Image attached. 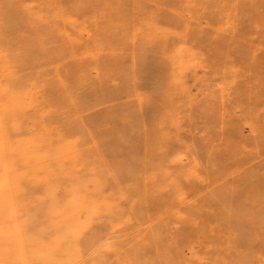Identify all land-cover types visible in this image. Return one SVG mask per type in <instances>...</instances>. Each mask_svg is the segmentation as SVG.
<instances>
[{
    "label": "rangeland",
    "instance_id": "1",
    "mask_svg": "<svg viewBox=\"0 0 264 264\" xmlns=\"http://www.w3.org/2000/svg\"><path fill=\"white\" fill-rule=\"evenodd\" d=\"M0 90L16 219L40 232L70 183L91 198L65 264H264V0H0ZM28 245L0 264H58Z\"/></svg>",
    "mask_w": 264,
    "mask_h": 264
},
{
    "label": "bare ground",
    "instance_id": "2",
    "mask_svg": "<svg viewBox=\"0 0 264 264\" xmlns=\"http://www.w3.org/2000/svg\"><path fill=\"white\" fill-rule=\"evenodd\" d=\"M128 11V10H127ZM39 13V12H38ZM244 19V18H243ZM24 26V25H23ZM32 31V30H31ZM34 37V36H33ZM23 40V39H22ZM102 41V40H101ZM99 43V42H98ZM125 43V41H124ZM92 44V43H91ZM103 45V44H102ZM105 45V44H104ZM110 45V44H109ZM111 46V45H110ZM74 48V47H73ZM91 53V52H90ZM114 53V52H113ZM57 58V57H56ZM112 59V58H111ZM40 62V61H39ZM122 64V63H121ZM84 67V66H83ZM55 68V67H54ZM115 68V67H114ZM63 69V68H61ZM36 71V70H35ZM95 71V70H94ZM50 74V73H49ZM8 76V75H7ZM65 77V76H64ZM79 77V76H78ZM3 78V77H2ZM131 80V79H130ZM30 81V80H29ZM56 81V80H55ZM85 81V80H84ZM38 82V81H36ZM64 82V81H62ZM37 86V85H36ZM79 87V86H78ZM38 88V87H37ZM40 88V87H39ZM101 88V87H100ZM1 91V90H0ZM34 91V90H33ZM39 91V90H38ZM97 91V90H96ZM74 92V91H73ZM109 92V91H108ZM31 96V95H30ZM77 98V97H76ZM0 102H3V101H0ZM42 102V101H41ZM51 102V101H50ZM78 102V101H77ZM2 103H0V106H1ZM72 104V103H71ZM4 106V105H2ZM1 106V108H2ZM7 106V104H6ZM55 106V105H54ZM9 107V106H8ZM18 107V106H17ZM52 107V106H51ZM13 108V107H12ZM10 107V110L12 109ZM28 108V107H27ZM15 109V108H14ZM12 109V110H14ZM36 109V108H35ZM56 109V108H55ZM164 109V108H163ZM3 110V109H1ZM20 110V109H19ZM13 112V111H12ZM37 112V111H36ZM15 113V111L13 112V114ZM18 113H21V112H18ZM44 113V112H43ZM1 114V113H0ZM16 114V113H15ZM3 116V115H2ZM23 116V115H22ZM9 117V116H8ZM24 117V116H23ZM28 119V118H26ZM17 120V119H16ZM21 120V118H20ZM1 121V120H0ZM18 121V120H17ZM63 121V120H62ZM1 122H4V118ZM0 122V123H1ZM46 121H44L45 123ZM154 122V121H153ZM12 123V122H10ZM2 124V123H1ZM23 125H25L23 123ZM47 125V124H46ZM11 126V125H10ZM17 126V125H15ZM12 127V126H11ZM22 127V126H20ZM24 127V126H23ZM2 129L6 130L5 128L1 127ZM182 128V127H181ZM1 129V130H2ZM14 129V128H13ZM17 129V128H15ZM25 129V128H24ZM35 129V128H34ZM3 130V131H4ZM22 131V130H21ZM15 132V131H14ZM65 133V132H64ZM4 135L6 133H3ZM8 134V133H7ZM11 134V133H9ZM15 134V133H14ZM2 135V134H0ZM12 135V134H11ZM40 135V134H39ZM58 136V135H57ZM44 138V137H43ZM58 138V137H57ZM63 138V137H62ZM76 138V137H75ZM36 140V139H35ZM46 141V140H45ZM57 141V140H56ZM31 142V141H30ZM92 142V141H91ZM47 143V142H46ZM69 144V143H68ZM39 145V144H38ZM226 145V144H225ZM30 146V145H29ZM28 146V147H29ZM33 146V145H31ZM223 146V145H222ZM234 147V146H233ZM6 147L2 148L1 150L5 149ZM8 148V147H7ZM16 148V147H15ZM35 148V147H34ZM54 148V147H53ZM52 148V149H53ZM62 148V146L60 147ZM7 150V149H6ZM24 150V149H23ZM22 150V151H23ZM21 151V150H20ZM35 151V150H34ZM182 151V150H181ZM3 152V151H2ZM8 152V151H7ZM44 152V151H43ZM210 152V151H209ZM24 153L27 154V151ZM72 153V152H71ZM19 154V153H18ZM74 154V153H73ZM183 154V153H182ZM242 154V153H241ZM1 155V153H0ZM6 155H9V154H6ZM62 155V154H61ZM5 156V155H4ZM20 156V154L18 155ZM2 157V155L0 156V158ZM8 157V156H7ZM13 157V156H11ZM37 157V156H35ZM43 157V156H42ZM10 158V157H9ZM18 158V157H17ZM6 159V158H5ZM8 159V158H7ZM19 159V158H18ZM15 158V160H18ZM25 159V158H24ZM23 159V160H24ZM28 159V158H27ZM26 159L27 163H28V160ZM225 159V158H224ZM233 159V158H232ZM22 160V159H21ZM20 160V161H21ZM2 161V160H1ZM8 161V160H7ZM29 161H30V158H29ZM36 161V159H35ZM40 161V160H39ZM38 161V162H39ZM18 162V161H17ZM37 162V161H36ZM224 162V161H223ZM24 163L21 162V164ZM26 163V164H27ZM33 163V162H32ZM228 163V162H227ZM39 164V163H37ZM36 164V166H38ZM27 165H30L29 163ZM73 165V164H71ZM222 165V164H221ZM68 166H70L68 164ZM219 166V165H218ZM26 168V166H24ZM23 167V168H24ZM77 167V166H76ZM0 168L2 169V174H0V202H3L5 201L6 202V208H5V212L6 214H8V216L10 218H12V227L10 228V226L7 224L5 225L7 222L6 221H3L5 222V224H0V242L3 243V242H6L4 244H0V251L2 249H5V248H8V247H12V246H17L18 248V258L23 260L24 263L26 262L27 258H28V250H27V247L30 246L28 245V241H32L34 240V244H39L40 245V248L44 249L45 247H50L51 249L54 248L55 249V260L54 261H57L58 264H65V263H68L70 262L71 260L74 259V257H79L77 254L78 251L83 248L86 243H88V241L92 240L95 236H97V233H95L93 231V226L90 225V215L89 213L87 212L88 211V207H89V203H91L89 200L90 199H87V195L84 191V185L83 182H80L79 184L78 183H73L69 185V191L70 192V196L66 197L64 199H58L56 197H52V196H49L48 198L51 200H47V206H46V211L47 213L45 214V216H41L40 217V232H37L39 233L38 236L36 235L37 233L35 231H33V233H30L29 231V227H31V223L29 224V227H27L26 223L23 222V223H20L16 217H15V211H16V207L20 204V202H18V200H15L13 197V189H12V186L14 185L13 183H17L18 186L20 185V183L22 182L21 179H14L15 175L17 174L15 172L14 173H11V170H12V166L10 164H5V165H2L0 166ZM23 168L21 170H23ZM30 168V167H29ZM61 168V167H59ZM4 169L6 172H4ZM39 168H37L38 170ZM76 169V168H75ZM14 170H15V167H14ZM20 170V171H21ZM29 170V169H28ZM61 170V169H60ZM70 170V169H69ZM80 170V169H78ZM225 170V169H224ZM63 171V169H62ZM68 171V170H67ZM38 172L41 173V171L38 170ZM64 172V171H63ZM71 172V171H70ZM20 173V172H19ZM25 173V172H24ZM65 173V172H64ZM66 175L65 176H70V175H67L68 173H65ZM70 174V173H69ZM21 175V173L19 174V176ZM23 175V174H22ZM28 175V173H27ZM35 176L36 178V174H32V176ZM72 176V175H71ZM23 177V176H22ZM21 177V178H22ZM66 178V177H65ZM26 179V178H25ZM31 179H34L33 177ZM68 179H70L68 177ZM207 180V179H206ZM40 180H34V181H31L30 183H28L27 187H26V191L29 190L30 193H34V192H38V194L42 195V193L46 194L48 189H46V192L43 190V186L41 183H39ZM72 181V180H71ZM27 182V181H26ZM34 182H38L39 185L41 184L40 187H38L39 185H35ZM79 182V180H78ZM264 182V181H263ZM82 183V184H81ZM97 183V182H96ZM244 183V182H243ZM13 184V185H11ZM16 187V186H15ZM259 187V186H258ZM256 189V188H255ZM35 190V191H34ZM194 190V189H193ZM4 192L5 196H2L1 195V192ZM24 190V193L26 192ZM33 191V192H31ZM50 195H52L53 193L52 192H49ZM104 194H107V193H104ZM16 195V194H15ZM109 197V196H108ZM104 198V197H103ZM111 198V197H109ZM248 200V199H247ZM117 202V200H116ZM196 202V201H195ZM232 202V201H231ZM237 202V201H236ZM114 203V202H113ZM112 201H111V204L113 205ZM193 203V202H192ZM239 203V202H238ZM250 203V202H249ZM257 203V202H256ZM116 204V203H115ZM264 204V203H263ZM111 205V206H112ZM249 205V204H248ZM21 206V205H19ZM234 207V206H233ZM242 207V206H241ZM248 207V206H247ZM255 207V206H254ZM244 208V207H243ZM250 208V207H248ZM3 210V209H2ZM2 210L0 208V215H2ZM42 211V210H41ZM40 211V212H41ZM254 211V210H253ZM39 211H37V213H40ZM245 212V211H244ZM257 212V211H256ZM42 214V213H41ZM239 215V214H238ZM252 216V215H251ZM259 216V215H258ZM120 217V216H119ZM188 217V216H187ZM1 218V217H0ZM28 218V217H27ZM109 218V217H108ZM241 218V216H240ZM29 219V218H28ZM114 219V218H112ZM120 219V218H119ZM30 220V219H29ZM28 220V221H29ZM236 220V219H235ZM27 221V222H28ZM108 223L109 221L106 220ZM111 221V219H110ZM210 221V220H209ZM112 222V221H111ZM35 223V222H34ZM255 223V222H254ZM36 224V223H35ZM104 224V223H103ZM115 225V223H113ZM112 224V226H113ZM153 224V223H152ZM4 225V226H3ZM105 225V224H104ZM107 225V224H106ZM103 226V225H102ZM111 226V227H112ZM179 226V225H178ZM108 227V225H107ZM106 227V228H107ZM111 227L109 229H111ZM100 228H103V227H100ZM121 228H124V227H121ZM148 228V227H147ZM104 229V228H103ZM118 229V228H117ZM120 229V228H119ZM126 228L122 229L123 230V234L122 236L124 235V232L127 230H125ZM134 229V228H133ZM106 230V229H105ZM121 230V231H122ZM125 230V231H124ZM169 230V229H168ZM197 230V229H196ZM118 231V230H117ZM107 232V230H106ZM109 232V231H108ZM114 232V231H113ZM195 232V231H194ZM240 232V231H239ZM114 233H118V232H114ZM120 233V231H119ZM118 233L119 237L121 236L120 234ZM126 233V232H125ZM163 233V232H162ZM106 234V233H105ZM111 234V233H110ZM129 234V233H128ZM143 234V233H142ZM198 234V233H197ZM217 234V233H216ZM13 235V237H12ZM109 235V234H108ZM116 235V234H115ZM224 235V234H223ZM117 236V235H116ZM107 237V236H105ZM104 237V238H105ZM109 237V236H108ZM107 237V238H108ZM228 237V236H227ZM106 238V239H107ZM196 238V237H195ZM210 238V237H209ZM102 239V238H101ZM123 239V238H122ZM130 240V239H129ZM112 241V240H111ZM119 241H123V240H119ZM127 241V240H126ZM208 241V240H207ZM211 241V240H209ZM234 241V240H233ZM13 242L15 243V245L13 244ZM93 242V241H92ZM107 242V241H106ZM105 242V244H106ZM166 242V241H165ZM218 242V241H217ZM99 245H101L102 242H98ZM128 243V242H127ZM119 244V243H118ZM117 244V245H118ZM122 244V242H121ZM125 244V243H123ZM134 244V242H133ZM137 244V243H136ZM227 244V243H226ZM98 245V244H97ZM116 245V244H115ZM116 245V246H117ZM126 245V244H125ZM128 245V244H127ZM126 245V246H127ZM102 246V245H101ZM120 246V245H119ZM125 246V247H126ZM139 246V245H138ZM33 247V246H32ZM36 247V246H35ZM37 248V247H36ZM123 248V247H122ZM122 248L120 251H122ZM128 249H130L128 246H127ZM243 248V247H242ZM263 248V247H261ZM31 249V248H29ZM33 249V248H32ZM53 249V250H54ZM115 249V248H114ZM113 249V251H114ZM119 249V248H118ZM125 249V248H124ZM11 250V249H10ZM37 250V249H36ZM95 250V249H94ZM127 250V249H126ZM125 250V251H126ZM132 250V249H131ZM164 250V249H163ZM167 250V249H166ZM225 250V249H224ZM12 251V250H11ZM112 251V252H113ZM116 251V249H115ZM34 252V251H32ZM49 252V251H48ZM111 252V251H110ZM130 252V251H129ZM128 252V253H129ZM42 253V252H41ZM80 253V252H79ZM123 253V252H122ZM133 253V252H132ZM132 253H130L132 255ZM135 253V251H134ZM133 253V254H134ZM222 253V252H221ZM5 254V252H4ZM46 254V253H45ZM48 254V253H47ZM148 254V253H147ZM3 255V253H2ZM2 255L0 254L1 258L0 259H11L13 257V255H11L10 253L8 254H5L3 257ZM88 255V254H87ZM115 255H118V254H115ZM149 255V254H148ZM169 255V254H168ZM112 256H113V253H112ZM126 256V254L124 255ZM138 255H136L135 257H137ZM195 256V255H194ZM87 257V256H86ZM129 257V256H128ZM111 258V257H110ZM80 258H78L79 260ZM82 259V258H81ZM84 259V258H83ZM109 259V257H108ZM115 259V258H114ZM121 259V257H120ZM154 259V258H153ZM163 259V258H162ZM15 260V259H14ZM110 260V259H109ZM116 260V259H115ZM130 260V259H129ZM134 260V258H133ZM164 260V259H163ZM12 261V260H10ZM80 261V260H79ZM112 261L114 262V260L112 259ZM121 261L123 260H120V263ZM125 261V260H124ZM3 262V260H2ZM7 262V261H5ZM82 262V261H81ZM103 262V261H102ZM112 262V263H113ZM72 263V262H71ZM110 263V262H109ZM115 263V262H114ZM119 263V264H120ZM205 263V262H204ZM4 264V263H2ZM6 264V263H5ZM78 264H81V263H78ZM100 264V263H99ZM117 264V263H115Z\"/></svg>",
    "mask_w": 264,
    "mask_h": 264
}]
</instances>
